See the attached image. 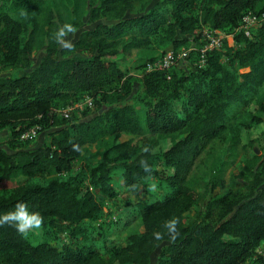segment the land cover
Listing matches in <instances>:
<instances>
[{"label": "trees", "instance_id": "trees-1", "mask_svg": "<svg viewBox=\"0 0 264 264\" xmlns=\"http://www.w3.org/2000/svg\"><path fill=\"white\" fill-rule=\"evenodd\" d=\"M135 1L0 0V67L17 69L0 76V145L9 148H0V213L25 201L45 218L39 235L27 239L0 227V264H153L158 249L154 264H264V160L255 154L243 194L215 193L192 220L182 216L186 200L200 201L190 178L196 160L239 111L264 134V23L244 27L250 12L264 14V0H147L138 11ZM87 13L89 22L118 15L82 31L72 51L55 43L58 26L78 28ZM206 28L232 35L233 42L223 39L200 64ZM154 40L186 47L183 64L192 67L145 70L144 106L137 108L130 103L134 77L119 56ZM41 50L32 67L31 56ZM86 96L93 114L60 112ZM34 126L49 141L18 148ZM249 127L233 126L229 149L248 137ZM123 133L150 138L133 146L119 140ZM141 159L153 167L156 192L148 190ZM215 178L214 190L223 188L220 172ZM109 201L118 214L106 224ZM173 216L180 218V235L155 239ZM136 221L142 231L123 235Z\"/></svg>", "mask_w": 264, "mask_h": 264}, {"label": "rangeland", "instance_id": "rangeland-1", "mask_svg": "<svg viewBox=\"0 0 264 264\" xmlns=\"http://www.w3.org/2000/svg\"><path fill=\"white\" fill-rule=\"evenodd\" d=\"M147 0H136L134 2V10L138 11L141 9ZM156 1V0H155ZM261 5H259L258 9ZM118 13H108L105 16H102L100 19L89 22L90 14L87 13L84 18L83 24L76 28V33L74 36H69L68 39L72 42L76 40L82 31L93 29L98 24L101 23H112L117 17ZM247 16L248 21L245 23L246 27L249 30L253 31L257 28L258 25L264 23V18L262 15L250 12ZM67 18V15H65ZM256 17V20H253ZM40 22H43L42 17H40ZM225 34V33H224ZM231 40V36L229 37ZM187 48L182 46L179 48H174L171 43L168 42H159V40H154L153 43L149 47H142L130 50L128 52L122 53L119 56V63L121 67H123L130 75L134 77L133 86L134 93L130 97V103L136 106L137 108L143 107L144 103V93L140 78L142 74L145 72L144 63L153 58H158L161 54H164L168 51H173L176 56L181 54ZM43 56V51H35L31 56V66L35 67L41 60ZM184 58H178L177 62L172 66L173 68L179 69L184 67L191 68L192 64L186 63L183 64ZM17 69L13 67L1 68L0 67V76H8L12 73L16 72ZM89 110L91 114H93L96 110L91 97L86 96L80 101L76 102L74 105L63 108L60 110L61 113L71 114H79L82 111ZM237 119L232 120L228 129L222 133V135L215 140L208 143L201 155L195 162V165L191 172V182L194 188L200 194V201L198 204H192L189 200H186L185 208L182 212V216L185 221H190L194 218L197 210H204L205 206L209 199L215 196V193H223L228 190L232 192H237L238 194H243L246 191V185L251 180L249 169L253 167L255 164V160L252 159V156L255 154L258 156V162L264 160V134L262 133V128H257L254 123L250 120V117L245 109L239 111ZM239 125H250L248 129H250V133L248 137L244 140L238 138V141L234 144L235 147L229 149L228 142L231 140V136H236V129L233 126ZM120 141L130 140L133 146H140L143 142L150 138L148 134L135 136L123 133L118 136ZM249 139V140H248ZM171 141V138L167 139ZM49 141V137L47 131L39 130L36 135L27 140L21 141V144L18 145V148L23 150H32L40 145ZM0 148H4L9 150L7 145H0ZM90 150L92 152H96L99 149V145H90ZM220 172L222 177H224L225 185L221 189L217 187L214 190L213 181L216 179L215 174ZM217 180V179H216ZM142 195L144 190L141 192ZM126 199V195H122L118 197V205ZM123 200V201H122ZM118 207L117 204H112L111 201L105 204V215L103 222L108 224L111 221L115 220L117 217ZM141 224L136 221L134 222L130 228L124 232L123 235L127 233H138L142 231ZM34 235H39L34 234ZM65 242H68V235H62ZM160 249H158L153 254L152 263H156Z\"/></svg>", "mask_w": 264, "mask_h": 264}, {"label": "clouds", "instance_id": "clouds-1", "mask_svg": "<svg viewBox=\"0 0 264 264\" xmlns=\"http://www.w3.org/2000/svg\"><path fill=\"white\" fill-rule=\"evenodd\" d=\"M76 28L69 23L58 26L56 31L53 33V40L61 48L72 51L74 44L68 39L69 36H74ZM144 153H149L150 148L145 146L142 150ZM140 167L148 173V179L151 181L148 185L150 192L158 191V181L151 175L153 167L148 163L147 159H141L139 161ZM180 218L173 216L167 219L162 225L164 231H154L153 236L157 240L164 238L166 234L171 240L175 239L180 235ZM45 224V218L42 213L35 209L34 206L29 205L28 202L19 201L14 205L12 210L4 213H0V227L9 226L16 230V232L27 239L30 234H38L43 229Z\"/></svg>", "mask_w": 264, "mask_h": 264}, {"label": "built area", "instance_id": "built-area-1", "mask_svg": "<svg viewBox=\"0 0 264 264\" xmlns=\"http://www.w3.org/2000/svg\"><path fill=\"white\" fill-rule=\"evenodd\" d=\"M248 17L246 16L244 18V22L247 23L246 21H248ZM262 18H264V14L262 15ZM253 20H256V17H254ZM244 27H246V25H244ZM231 36V40L230 37ZM202 37H204L206 39V43L204 45V47L202 48L201 52H200V56H199V63L203 64L205 61V53L210 50L213 49L215 47H220L223 44V39H228V41L230 43L233 42V38L232 35H226L223 32H221L220 30H210V29H205ZM188 53V50H184L181 54H179L178 56H176L174 54L173 51H168L165 52L164 54H162L161 56H159L157 59L153 60L152 62H149L146 65V71L147 72H151V71H157V70H164L167 68H170L172 65L175 64V62H177L178 58H186ZM65 113H67V110L65 111ZM67 115V114H66ZM39 126H34L32 128H30L29 130L25 131L22 135H21V139L22 140H27L29 138H32L34 135H36V133L38 132ZM263 257H264V252H261Z\"/></svg>", "mask_w": 264, "mask_h": 264}]
</instances>
